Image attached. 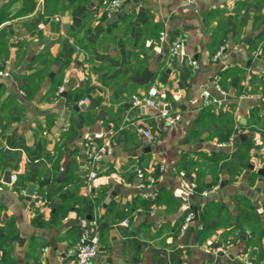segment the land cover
<instances>
[{
  "label": "crops",
  "instance_id": "obj_1",
  "mask_svg": "<svg viewBox=\"0 0 264 264\" xmlns=\"http://www.w3.org/2000/svg\"><path fill=\"white\" fill-rule=\"evenodd\" d=\"M110 2L0 0V264H74L95 219L92 264H264V0ZM152 86L178 122L133 104Z\"/></svg>",
  "mask_w": 264,
  "mask_h": 264
},
{
  "label": "built area",
  "instance_id": "obj_2",
  "mask_svg": "<svg viewBox=\"0 0 264 264\" xmlns=\"http://www.w3.org/2000/svg\"><path fill=\"white\" fill-rule=\"evenodd\" d=\"M127 0H111L108 5V13L111 15L117 14L122 8L123 4ZM55 21H59L60 18L56 16ZM42 27V26H41ZM183 51V40L180 37L175 38L169 47L168 63L172 64L176 59L182 54ZM222 55V51H219L214 57L215 60H218ZM255 58L264 59V48L262 45H259L256 48ZM188 65L193 72H196L199 69V63L193 59L188 61ZM11 74L9 71L0 70V77H10ZM217 91L224 95V92L221 89V86L216 83L215 85ZM63 89H59V92H62ZM133 104L135 106H143L159 109L161 108V116L168 123H176L181 119L179 113H173L170 110V103L168 101V95L166 90L158 86L150 87L146 92L142 94H137L132 97ZM203 105L209 106L211 104H221L223 102V97L220 95L214 96L210 91L206 90L203 92ZM69 129L67 124L64 128V131ZM146 137H151L150 131H142ZM107 153V143H103L100 146H95L91 142L86 143L85 145V159L86 165L89 169V180H93L97 176L96 167L98 163L104 158ZM142 177V176H141ZM16 181V177L13 178ZM196 187V186H195ZM203 195H208L207 191L203 192ZM194 220V214L189 213L185 219L183 228L192 223ZM127 222V221H126ZM101 239V228L98 220H92L90 225L84 229L79 245L74 251L75 263L74 264H92L97 254L99 252ZM221 251V250H220Z\"/></svg>",
  "mask_w": 264,
  "mask_h": 264
},
{
  "label": "water",
  "instance_id": "obj_3",
  "mask_svg": "<svg viewBox=\"0 0 264 264\" xmlns=\"http://www.w3.org/2000/svg\"><path fill=\"white\" fill-rule=\"evenodd\" d=\"M118 16L116 15H112L109 20L108 23L111 24L115 21H117ZM253 68L252 69H256V70H261L264 71V64L261 63L260 61H256V62H252ZM153 77V74L151 72H147L143 77L141 78H136L134 79V81L140 85H145L146 83H148L151 78ZM64 96H66V93L63 94ZM259 175H261V179L260 182L264 183V169H262L259 172ZM11 179H12V174L10 171H6L4 174V178H3V182L5 184H10L11 183ZM35 186L30 185L27 189L26 192V196H27V200L30 201L32 199V197H34L35 195ZM196 220H198V215L196 214Z\"/></svg>",
  "mask_w": 264,
  "mask_h": 264
}]
</instances>
